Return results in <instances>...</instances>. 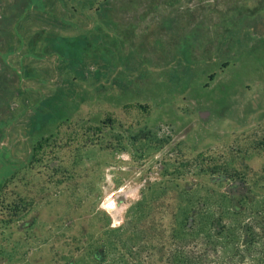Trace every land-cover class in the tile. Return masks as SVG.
I'll list each match as a JSON object with an SVG mask.
<instances>
[{"label":"rangeland","instance_id":"obj_1","mask_svg":"<svg viewBox=\"0 0 264 264\" xmlns=\"http://www.w3.org/2000/svg\"><path fill=\"white\" fill-rule=\"evenodd\" d=\"M10 3L0 264L99 261L141 200L129 228L166 264L181 190L247 196L264 169V0H25L9 32Z\"/></svg>","mask_w":264,"mask_h":264},{"label":"trees","instance_id":"obj_2","mask_svg":"<svg viewBox=\"0 0 264 264\" xmlns=\"http://www.w3.org/2000/svg\"><path fill=\"white\" fill-rule=\"evenodd\" d=\"M55 42L60 49L64 44L69 45L67 40L58 38ZM262 178L264 169L259 174L246 175L243 185L247 196L235 201L214 189L194 186L181 190L175 210L170 214L164 243L158 244V249L166 252L165 263L264 264V185L259 187L262 185L258 183ZM144 203L138 201L130 208L124 227L107 231L99 252L101 259L87 264H150L153 261L155 246L147 247L146 255L139 253L142 239L136 229L129 228L142 215ZM111 255L112 259L107 260Z\"/></svg>","mask_w":264,"mask_h":264},{"label":"flooded vegetation","instance_id":"obj_3","mask_svg":"<svg viewBox=\"0 0 264 264\" xmlns=\"http://www.w3.org/2000/svg\"><path fill=\"white\" fill-rule=\"evenodd\" d=\"M9 2L7 1V3H5V6L6 5L8 6ZM12 2H15V3L13 4L14 7H13V5H12V7H10V10L14 9V12L17 13V17L13 16L10 20H7V24L9 26V28L7 30L9 32H10V30H12V31L14 30V28L16 27V24H18V22L20 20L19 14L24 13V10L26 9V5H27V3H25V0H16V1L11 0V3ZM5 8H7V7H5ZM4 11H5L4 5H2L0 8V29L2 28L1 24L5 23L4 18L2 16V13ZM3 30H6V28H4ZM8 31H5V32H8ZM5 35H8V33H4V34L0 33V43L3 40ZM2 45H3V48L2 47L0 48V60H1L0 61V83L3 82V78H4L3 72H5V70H6L5 66H4V64H2V62H4V58H6L8 56V54L10 53V51H8L6 49V45H8V43L3 42Z\"/></svg>","mask_w":264,"mask_h":264},{"label":"clouds","instance_id":"obj_4","mask_svg":"<svg viewBox=\"0 0 264 264\" xmlns=\"http://www.w3.org/2000/svg\"><path fill=\"white\" fill-rule=\"evenodd\" d=\"M117 159L119 160H129L130 157L127 153H119L117 154ZM123 170V169H122ZM106 179H110V177H106ZM124 189L121 188L120 191H123ZM101 209H104L105 211H110L115 207L114 203L111 201V199L106 200L104 203L100 204L99 206Z\"/></svg>","mask_w":264,"mask_h":264}]
</instances>
